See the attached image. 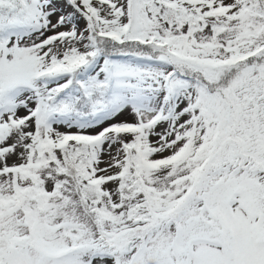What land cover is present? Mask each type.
Instances as JSON below:
<instances>
[{
	"label": "snow or ice",
	"instance_id": "6c2138e0",
	"mask_svg": "<svg viewBox=\"0 0 264 264\" xmlns=\"http://www.w3.org/2000/svg\"><path fill=\"white\" fill-rule=\"evenodd\" d=\"M0 264H264V0H0Z\"/></svg>",
	"mask_w": 264,
	"mask_h": 264
}]
</instances>
